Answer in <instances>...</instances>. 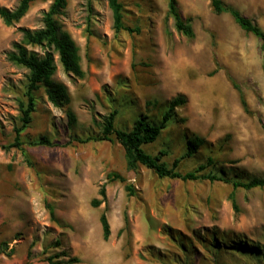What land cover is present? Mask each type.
<instances>
[{"label": "rangeland", "instance_id": "374dc122", "mask_svg": "<svg viewBox=\"0 0 264 264\" xmlns=\"http://www.w3.org/2000/svg\"><path fill=\"white\" fill-rule=\"evenodd\" d=\"M19 1L0 0V6L14 10ZM52 1L32 2L11 26L0 19V146L13 142L28 74L7 54L21 41L19 28L42 27ZM221 1L264 32V0ZM118 2L124 28L118 32L107 0H66L56 18L76 45L83 72L73 78L55 56L51 79L66 88L75 123L70 127L65 108L52 106L40 89L21 146L0 148V242L14 248L10 257L0 255V264H67L69 258L77 259L73 264H264L259 255L213 249L206 239L225 235L264 249V188L160 179L142 166L129 170L116 141L87 140L100 135L113 110L115 127L126 130L142 116L159 123L167 103L183 96L186 103L175 108L174 118L144 150L166 151L163 161L170 164L183 154L186 137L194 135L204 145L181 161V172L211 156L215 164L205 173L264 178L259 39L230 15L214 14L210 0H176L181 15L191 18L189 38L175 30L166 0ZM28 49L41 54L38 47ZM42 137L52 145H33ZM108 173L124 182H107ZM92 200L101 203L92 207ZM102 214L110 230L107 240Z\"/></svg>", "mask_w": 264, "mask_h": 264}, {"label": "trees", "instance_id": "16d2710c", "mask_svg": "<svg viewBox=\"0 0 264 264\" xmlns=\"http://www.w3.org/2000/svg\"><path fill=\"white\" fill-rule=\"evenodd\" d=\"M36 0H20L14 10H8L0 6V19L6 26H11L19 21L28 11L29 6ZM113 16V29L118 32L124 30L122 24L123 7L118 0H107ZM168 15L174 21L175 30L186 37H192L191 18H184L177 6L176 0H166ZM66 0H53L49 9L42 15V27L35 30L19 28L21 33V41L14 45L13 50L7 54V59L17 67L27 70V83L23 93V100L19 102L20 117L19 126L14 129L13 142L0 146L1 149L8 150L10 148H19L22 144L20 135L28 127L31 122V114L35 112V93L40 89L46 96L47 101L56 108H65L68 125L72 127L75 123L73 113L67 108L70 102L69 94L66 88L54 82L51 77L55 72V56L61 65L63 71L73 78H82L83 72L79 64L78 49L73 40L67 33L61 30L57 23V16L62 14ZM210 7L214 14H228L234 22L246 33L252 34L259 39L261 49L264 51V32L251 19L242 15L238 10L226 5L221 0H210ZM130 31V30H128ZM40 48L41 54L28 48ZM186 100L183 96H177L170 100L165 106V110L161 113L159 123L149 121L147 116L136 119L130 129H118L114 125L117 111L113 110L104 117L100 135L96 139L100 141H116L123 149L125 154L126 166L129 170H136L139 166L150 170L158 178L175 179L182 182L206 180L208 182H222L231 185L233 190L244 189L250 190L254 188H264V178L257 177H230L226 173L217 176L212 172H203L207 167L215 164L211 156L207 158L190 171L181 172L179 165L183 159L193 157L198 153V148L204 145V140L198 136H188L185 140V149L179 158L173 159L170 164L163 161V157L167 156L166 151L160 150L156 155L147 153L144 146L154 143L164 129L166 123L174 118V110L176 107L183 106ZM240 103L244 111H247L244 98L240 96ZM33 145L51 146L52 143L45 137H42ZM107 182L119 181L124 182L123 178L115 173L106 175ZM126 190L130 193L131 187L126 186ZM99 196L104 198V188L99 190ZM233 207L235 208V203ZM101 200H92L91 206L97 207ZM51 213V212H50ZM53 217V214H50ZM102 228V237L107 240L110 235L109 225L104 214L99 218ZM211 248L225 249L229 253H240L248 256L259 255L264 260V249L258 244H250L245 240H229L225 235L217 237L215 234H208L206 237ZM56 246L60 242H55ZM14 253V248L9 247L6 241L0 242V255L10 257ZM66 256L65 254H60ZM49 261L50 260L49 258ZM63 263V262H57ZM67 264L77 263L76 258L66 260Z\"/></svg>", "mask_w": 264, "mask_h": 264}]
</instances>
